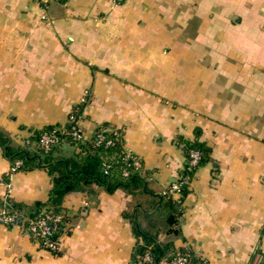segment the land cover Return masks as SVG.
I'll list each match as a JSON object with an SVG mask.
<instances>
[{"label": "crops", "instance_id": "1", "mask_svg": "<svg viewBox=\"0 0 264 264\" xmlns=\"http://www.w3.org/2000/svg\"><path fill=\"white\" fill-rule=\"evenodd\" d=\"M78 104L86 134L101 123L123 131L142 161V185L92 182L64 194L57 253L0 222V264H137L131 219L208 264H264V0H0L7 144L65 123ZM181 140L206 144L210 159L170 225L153 212L179 180ZM72 153L67 143L53 150ZM9 170L0 145V200H47L46 168L5 181Z\"/></svg>", "mask_w": 264, "mask_h": 264}, {"label": "trees", "instance_id": "2", "mask_svg": "<svg viewBox=\"0 0 264 264\" xmlns=\"http://www.w3.org/2000/svg\"><path fill=\"white\" fill-rule=\"evenodd\" d=\"M80 104L73 107L69 114L76 118L81 117ZM73 122L67 120L65 123L45 125L41 128L33 129L31 134L22 144H7V139L0 131V145L3 147L5 155L14 165L17 160L21 163L16 167L17 170L30 169L35 166L46 168L52 179V187L49 196L45 201L36 200L30 204L15 202L9 195L0 200V209H4L7 214L14 215L15 222L21 224L23 230L27 231L32 240L52 253H57L58 249H50L42 245V238L31 234L28 228V221L44 215L61 214V220L52 231L50 238L59 242L60 235L65 230L67 216L60 206L62 197L69 191L80 190L85 185L95 182L105 185L108 189L115 187L124 188L133 192L142 185L141 173L143 164L141 159L134 153L127 154L128 150L124 147L123 131L108 123L98 124L92 129L90 134L85 133V137L76 141L71 135L60 133L62 128L70 129ZM110 127V130L103 128ZM55 130L59 133L60 141L50 149L44 150L38 144L40 135L45 131ZM102 133L103 138L99 139L98 134ZM111 142L107 143V140ZM184 149V163L180 171V177H188V181L180 183V197L174 198L168 192V187L161 193V199L153 212L155 216L162 219L167 224H173L177 216L181 213V202L188 191V183L195 169L210 159L209 148L206 144L197 140H181ZM67 143L73 146V153L70 156H55L53 150ZM190 148H197L200 151V159L192 170L187 169V160ZM133 156H137L141 161V166L135 168L132 164ZM128 170V174H124ZM9 172L4 176L8 181ZM128 216V215H127ZM130 217V216H129ZM134 233L138 240L136 242L133 259L137 264H159L165 258L171 264L172 258L177 252L185 254L190 264H208V261L188 248H175L172 241H158L156 233L150 229L142 228L134 219H131ZM154 222V221H153ZM153 222L150 223L153 226ZM14 225L13 223H8ZM146 256H148L146 258Z\"/></svg>", "mask_w": 264, "mask_h": 264}, {"label": "built area", "instance_id": "3", "mask_svg": "<svg viewBox=\"0 0 264 264\" xmlns=\"http://www.w3.org/2000/svg\"><path fill=\"white\" fill-rule=\"evenodd\" d=\"M42 7L46 5V0H34ZM42 17L46 18V15L43 14ZM68 120L72 121L73 124L70 129L62 128L60 133L65 135H71L73 139L76 141H80L85 137V132L82 127L79 125V118H76L73 114H69ZM112 128L107 127L103 128V130H110ZM99 139L103 138V134L99 133ZM60 141L59 133L55 130L45 131L43 132L38 140V144L44 150L50 149L53 145L57 144ZM111 142V139L107 140V143ZM131 152L128 151L127 154L129 155ZM132 164L135 168H139L141 166V161L137 156L132 157ZM200 159V151L197 148H190L189 155L187 162V169L192 170L196 166L198 160ZM21 163L20 160H17L14 165H10V173L14 172L16 167ZM124 174H128V170H124ZM188 177L179 179L178 181L173 182L168 187V192L174 193L179 192L180 190V183L183 181H188ZM61 220V214H49L44 213V215L31 219L28 221V230L31 232L33 236H38L42 238V245L48 247L50 249H58L59 242L51 239L50 235L52 231L56 228L58 222ZM0 222L8 224L13 223L14 225H18L21 227V224L15 222L14 215L7 214L4 209H0ZM148 256H146L147 258ZM171 264H190L187 256L180 252H177L175 256L171 260Z\"/></svg>", "mask_w": 264, "mask_h": 264}]
</instances>
